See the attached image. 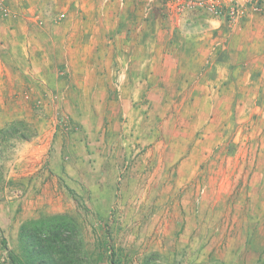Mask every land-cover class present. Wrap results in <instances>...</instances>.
Listing matches in <instances>:
<instances>
[{
    "label": "rangeland",
    "instance_id": "obj_1",
    "mask_svg": "<svg viewBox=\"0 0 264 264\" xmlns=\"http://www.w3.org/2000/svg\"><path fill=\"white\" fill-rule=\"evenodd\" d=\"M76 1L0 12V129L12 135L0 136V264L22 253L24 223L53 215L75 222L83 264H108L110 249L129 264H264V11L246 0L235 22L222 16L230 32L207 37L195 0H148L147 16L127 18L146 28L128 34L147 56L132 63L122 37V58L94 55L119 32L92 38ZM248 14L263 33L234 35ZM177 17L175 66L158 39Z\"/></svg>",
    "mask_w": 264,
    "mask_h": 264
},
{
    "label": "crops",
    "instance_id": "obj_2",
    "mask_svg": "<svg viewBox=\"0 0 264 264\" xmlns=\"http://www.w3.org/2000/svg\"><path fill=\"white\" fill-rule=\"evenodd\" d=\"M80 1V3H79ZM147 1L148 0H78L76 1V5L78 7L74 6V9H76V13H78L77 15H86L89 16L91 15L92 20L94 23V27H92V31H95L96 33L92 34L91 37H95V38H104L105 39V34L107 33V31H116L119 32L117 33V35H113V39L107 41L109 44H105V45H98L96 44V48L94 50V52H96V54L94 53V55L97 57L98 55H105L106 51L109 52V58H110V54H112L111 58L114 56H120L118 54V52H122L121 50H119V48H116V44L114 43L115 38H119L122 37L123 41L126 42L127 44L123 45L127 50L132 48L135 49V46L133 44H129V42H131V40L129 41L128 39V34L129 32H135L137 29L138 30H143V32H145L146 28H142L143 22L141 21V19H137L134 20L133 23H131V21L127 20V18L129 17H135L136 14H143V16H147L148 12H145L147 10ZM242 2L246 1V0H240ZM145 5V6H144ZM122 8L124 9V15L123 18H120L119 20L116 19V15H120L122 12L117 11V8ZM145 7V8H144ZM104 15L108 16L109 18H107L106 20L104 19ZM249 15V14H248ZM121 16V15H120ZM252 16L250 18L244 19L242 20V22H240L239 24H236L234 26V28L232 29L233 31H235L234 35L239 33L240 30L241 31H253V32H258L259 34L263 33L262 32V28L259 29V31H256V29L254 28V26L252 25V19L254 17L253 14L249 15ZM249 16H245V17H249ZM115 17V18H114ZM244 17V18H245ZM204 18V22L200 23L199 25H201L204 29L200 32L205 34L207 37H210L212 35H226L227 31L231 30L228 28L225 19L222 18V16L220 17H210L207 15H203ZM133 20V19H132ZM144 20V19H143ZM87 23V20L85 21V24ZM170 24V23H169ZM183 19L182 17H177V20L173 23V26L163 23V38L165 37L166 42L162 41V37H159L158 39V44L159 45H163L165 46L164 50H165V54H164V61L169 62L171 64H174L176 66L177 63H179L181 61V58L179 57V54H177L176 52L174 53L171 49H169V47H166V44H170V43H174L175 42L173 40H171V36L168 34V32H174V30H179L181 29V26L183 25ZM191 23H189V25H191ZM193 25V24H192ZM21 25H19L20 27ZM79 26V23H78ZM194 26V25H193ZM28 28H30L29 26H27ZM71 27H74V24L71 25ZM24 28V26L22 27ZM82 30L85 29V31L90 30V28L84 24H81L80 27ZM229 29V30H228ZM19 30V29H16ZM183 30V29H181ZM190 31H187V35L189 37H193L195 36V34L198 33H193V29H187ZM20 32V31H19ZM30 31L26 30V33L29 34ZM140 32V31H139ZM189 32V33H188ZM197 32V31H196ZM230 32V31H229ZM135 34V33H134ZM95 35V36H94ZM109 36L111 37V34H109ZM143 35L140 38V42L142 44V41L147 43V39H145ZM130 38V37H129ZM163 39V40H165ZM209 39V38H208ZM197 41V40H196ZM195 40L193 42H191L192 45L197 44L198 46H200V42H196ZM144 43V44H145ZM94 44V47H95ZM25 46V44H24ZM93 46V45H92ZM105 48H110L111 50H105ZM183 48V46H182ZM94 49V48H93ZM142 47L141 45L139 46V51L138 50H134V52L132 51H128L129 54H123V56H127L128 60L127 61H131L133 63L134 59H139L140 61H144L143 58L147 57L145 54H142ZM122 54V53H121ZM133 54V55H132ZM29 56V55H27ZM33 57V55H31ZM29 56V63H31V59L32 57ZM121 56L119 58H122ZM118 58V57H117ZM127 58V57H126ZM8 60V59H7ZM32 62L34 63V60H32ZM78 61L76 60V63ZM128 64V63H127ZM128 68V66H127ZM125 69V71H127L128 69ZM130 69V68H129ZM121 74H126V73H121ZM133 74H131L128 79L130 78L131 80H135L134 76L132 77Z\"/></svg>",
    "mask_w": 264,
    "mask_h": 264
},
{
    "label": "trees",
    "instance_id": "obj_3",
    "mask_svg": "<svg viewBox=\"0 0 264 264\" xmlns=\"http://www.w3.org/2000/svg\"><path fill=\"white\" fill-rule=\"evenodd\" d=\"M198 10H201L202 15L216 17L215 13L207 11L206 8L205 10L198 8ZM8 132V128H2L0 136L4 139L11 137L12 135ZM17 132L14 130L12 133ZM21 136L25 137V134ZM4 181V176H1L0 182L5 184ZM5 187H2V190ZM75 231L76 224L67 215H53L29 220L20 229L22 253L10 251L7 264H83L87 260V252L83 251L81 241L80 252L74 250L72 234ZM0 237L3 247L7 249L6 238L3 235ZM108 251V264H129L126 260H121V257L116 259L114 250Z\"/></svg>",
    "mask_w": 264,
    "mask_h": 264
},
{
    "label": "built area",
    "instance_id": "obj_4",
    "mask_svg": "<svg viewBox=\"0 0 264 264\" xmlns=\"http://www.w3.org/2000/svg\"><path fill=\"white\" fill-rule=\"evenodd\" d=\"M5 0H0V12L6 10L4 6ZM195 8H201L203 10L215 13L216 17L227 16L229 20L235 22L247 9L240 0H224V2H219V0H195ZM253 2V0H251ZM251 4H254L252 3ZM256 10L264 11V0H255Z\"/></svg>",
    "mask_w": 264,
    "mask_h": 264
}]
</instances>
